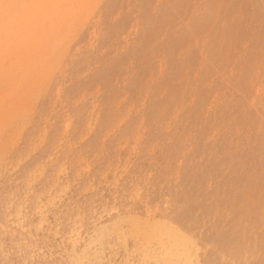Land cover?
<instances>
[{
  "label": "rangeland",
  "instance_id": "obj_1",
  "mask_svg": "<svg viewBox=\"0 0 264 264\" xmlns=\"http://www.w3.org/2000/svg\"><path fill=\"white\" fill-rule=\"evenodd\" d=\"M0 264H264V0H0Z\"/></svg>",
  "mask_w": 264,
  "mask_h": 264
}]
</instances>
